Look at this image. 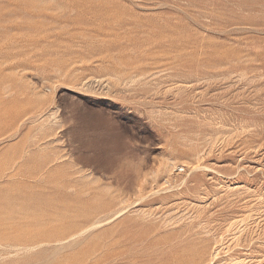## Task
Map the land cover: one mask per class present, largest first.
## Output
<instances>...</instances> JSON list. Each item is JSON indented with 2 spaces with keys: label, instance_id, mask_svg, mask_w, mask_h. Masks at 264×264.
<instances>
[{
  "label": "rangeland",
  "instance_id": "1",
  "mask_svg": "<svg viewBox=\"0 0 264 264\" xmlns=\"http://www.w3.org/2000/svg\"><path fill=\"white\" fill-rule=\"evenodd\" d=\"M0 264H264V0H0Z\"/></svg>",
  "mask_w": 264,
  "mask_h": 264
},
{
  "label": "bare ground",
  "instance_id": "2",
  "mask_svg": "<svg viewBox=\"0 0 264 264\" xmlns=\"http://www.w3.org/2000/svg\"><path fill=\"white\" fill-rule=\"evenodd\" d=\"M3 206V205H2ZM36 206V205H35ZM4 207V206H3ZM25 207H26V205H25ZM8 210V209H7ZM17 210V209H16ZM27 210H29V209H27ZM24 211H26V210H24ZM10 213V212H9Z\"/></svg>",
  "mask_w": 264,
  "mask_h": 264
}]
</instances>
